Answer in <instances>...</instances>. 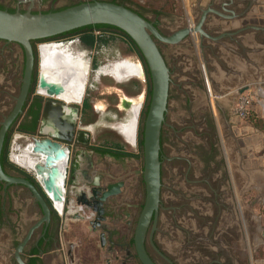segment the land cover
I'll return each instance as SVG.
<instances>
[{
  "label": "flooded vegetation",
  "instance_id": "flooded-vegetation-1",
  "mask_svg": "<svg viewBox=\"0 0 264 264\" xmlns=\"http://www.w3.org/2000/svg\"><path fill=\"white\" fill-rule=\"evenodd\" d=\"M63 1L33 0L31 3L28 0L22 2L9 0L0 1V8L7 11L24 12L29 9L31 12H51L74 5L81 0H69L64 3ZM112 1L132 8L153 24L162 36H169L188 27L192 29L195 24L192 23L191 25L188 21L183 22L182 19L176 17L171 25L165 24L166 22L165 25H162L160 13L156 11L131 7L124 1ZM202 1H198L199 3L195 4L192 11L193 14L200 11V16L205 12L202 25H206L208 24L207 17L210 14H216L213 10L222 9L228 0H208L205 6L201 5ZM213 4L217 5L214 6ZM233 5L237 7L241 4L239 1H235ZM195 16L197 15L195 14ZM164 28L169 29V31L165 32ZM213 28L219 29L220 25L217 26L216 24ZM211 30L212 28L208 26L206 32L204 31L206 35L202 36L199 55L196 53L194 43L188 38L191 37V33H187L181 39L171 43L153 37L169 69L168 96L170 95V87L173 85L182 94L181 100L186 109V113L180 117L179 122L170 123L166 105L160 129L159 200L157 209L153 212L144 235L145 251L155 264H179L175 257L161 247L156 240L155 234L159 233V236L167 242H171L170 232L159 225L162 220L159 219V214L162 212H166L170 217L166 219V223H169V220L173 221L176 229L178 228L183 235L178 249L181 256H184V264H250V260L243 257L240 251L246 244L243 201L246 191V176L251 174V171L249 172L245 167V143L238 127L239 122L243 120L237 114L235 104L236 97L245 90L238 85L241 71L238 68V63L236 61L231 63L226 54L228 50L225 47L226 43H223L225 38L223 36L212 38ZM231 42L233 44L231 46L233 48L232 53L238 56L242 49L239 48L237 41L232 40ZM12 45L16 47L13 48ZM44 46L47 45L40 47ZM132 47L134 46L132 45ZM6 50L12 56V61L20 68L16 70L18 73L13 75L15 84L20 86L24 64L21 51L17 44L0 40V65L5 61L4 51ZM134 51L138 56V64L143 72L145 88L133 103L141 102V110L144 111L150 96H148V89H150L149 73L144 59L139 56L136 49ZM169 58L170 60H168ZM35 59L34 56V67ZM195 62L200 63L199 73L196 71ZM63 67L61 63L60 69L65 75L67 71H63ZM177 71L186 78L175 77L173 73ZM38 79L39 75L36 90L32 93V85L35 80L33 68L25 104L21 113L16 116L6 132L0 153V165L5 174L15 178L27 179L39 192L30 175L21 171H13L2 163V156L11 127L18 123L19 126L33 134L36 131L39 133L43 124L45 127H53L57 122L67 123L70 119H75L74 141L69 144L63 143L69 149L71 148V151L75 147H84L94 141L90 137L94 128L88 129L87 126H92V124L83 123L86 111L92 108L88 98H82L80 106L78 105L80 103L68 105L61 100L39 93ZM241 90L243 91L241 92ZM5 96L6 93L0 91V122L11 112L13 106L10 107V105L15 99L11 95H8L7 98ZM47 99L62 106L51 110L49 116L44 120L41 112ZM133 103L132 101H122L120 105L127 107ZM117 124L124 126L121 123ZM79 129L87 131V144L77 143L75 138ZM28 132L24 133L30 134ZM50 133L46 131V134L49 135ZM171 135L180 143L174 158H170L165 144V139ZM108 157L115 163H120L125 156L108 155ZM172 161L179 163L178 168L174 171L169 168ZM171 172H176L173 178L177 179V184L174 181L171 182ZM178 176L179 178H177ZM118 180L123 181L119 194L108 196L101 206L96 201L89 200L90 205L96 210H103L105 217L101 226L95 225L94 230L89 228L91 231L97 232L99 246L113 255L117 264H141L135 252L133 236L136 219L143 202L141 198H138L136 204H130V199L133 197L131 190L126 187V178L119 177ZM112 182L114 181L110 183ZM41 196L48 207L47 215L27 187L21 184H7L0 180V264H66V254L70 255V252L65 253L63 250L62 226L58 222L52 204H49L42 194ZM173 203L174 205H172ZM133 208L135 211L131 213ZM83 209L88 213L93 212L90 221L94 220L97 211L85 207ZM107 217L111 222V219H114L113 222H115L124 217L121 233L112 224L111 226L104 224ZM127 220H130L131 224H127ZM101 233L104 237L103 243L100 238ZM153 254L158 256L162 263L157 262ZM106 264L111 263L108 260Z\"/></svg>",
  "mask_w": 264,
  "mask_h": 264
},
{
  "label": "rangeland",
  "instance_id": "rangeland-1",
  "mask_svg": "<svg viewBox=\"0 0 264 264\" xmlns=\"http://www.w3.org/2000/svg\"><path fill=\"white\" fill-rule=\"evenodd\" d=\"M0 1L4 2L9 0ZM68 1L69 0H64L63 3ZM87 1L90 0H81L79 2ZM99 1L115 2L112 0ZM118 1H124L131 7L156 11L160 13L162 25H165L167 23L171 25L172 21L176 17L182 19L183 22L188 21V23L191 22L195 24L196 21H199L201 18L200 11H196L195 14L197 16H195L192 11V9L195 8V4L199 3L198 1L200 0ZM213 5L216 6L217 4ZM210 15L207 17L208 24L201 25V29L203 31L207 29V27L209 26V22L215 20L216 18H220L217 14ZM166 28H164L163 30L165 32H168L169 29ZM95 34L98 35V31H96ZM102 35L103 37H106L107 42L103 45L97 43L92 48L84 45L79 40L77 35H70L45 42H38L36 40V42L33 44V50L36 52V59L34 67L35 80L34 84L32 85V93L36 90L37 78L41 71V56L39 46H41L42 44L47 45L48 42L72 40L71 46H61L60 49H52L55 46L51 45L50 49L51 51L56 52L59 58L61 57V62L64 66L62 70L67 71V74L64 75L67 84V92L70 93V95L75 100L77 98V93H79L78 89H83L82 98L86 97L90 100L92 108L86 111L83 123L92 124L93 127L87 126V128H94L92 129V132L90 134L91 139L94 140V144L101 146L102 148H110L132 155L136 154L135 158H132L130 156L123 157L120 163H115L118 165L117 167L110 164L109 171L115 178H126L125 184L127 189L131 190L132 197L136 198L137 196V198H141L143 202L144 183L142 181V175L139 173L135 175L132 171L136 168H138L139 170H142L143 168L141 135L142 123L147 107L143 111L141 110V102H133H135V100H137V97L140 96L141 92L144 91V76L140 78L129 76L127 74L119 75L116 71L117 67L125 63L139 65V61L137 60L138 56L136 55L134 51L135 49H133L134 47H132L130 41L121 32L111 29L105 32L103 31ZM188 38H190L192 41L191 37ZM11 47L14 48L16 46L12 45ZM199 51H201V47L199 48ZM10 56L11 55H9V52L7 50L4 51L5 61L0 65V91H4L6 93L5 98H7L8 95L16 97L19 90V85L15 84V77H13L14 74L18 73L16 72V70H18L19 67L12 61V56ZM79 57L85 58L86 63L79 61L77 64ZM48 59L49 58L46 57V61H48ZM168 60H170V58ZM195 64V68H197L196 71L197 73H199L198 71H200V63L195 62ZM82 65L87 66L88 75L86 74L85 70H81V68L79 67ZM12 67L14 68L10 69ZM119 70L121 72V68ZM86 75L87 79L85 77ZM173 75L175 77H180V79L186 78V76L180 75L178 71L173 73ZM119 77L121 79H119ZM261 89L263 91L262 95H258L253 87L250 88L251 91H246V94L249 93V95L253 99V101H251L248 106L250 114H254L257 118L264 121V114H261L264 110V87H262ZM255 92L257 94L253 95V93ZM181 98H183L182 94L178 92V90L175 89L173 85H171L170 95L167 99V117L170 123L179 122L180 117H183L184 113H186V109L183 106L184 103L182 102ZM237 99L238 96L236 97L235 102H237ZM122 101H132L133 104H129L127 107H121L120 104ZM13 104L14 100L11 102L10 107H12ZM78 105L80 106L81 103ZM134 109L137 110V118L135 123L136 125L134 139L133 143H131L125 138V129L117 123H122L127 119H130V117L132 116V110ZM18 127L19 125L18 123H16L10 129L7 154H9L11 141L15 133H21L26 137H30L29 134L21 132ZM238 127L240 134L244 138L245 146H247L245 148V154L247 156L246 169L257 172L251 173L246 176V191L243 201V223L246 235V244L243 250H241L240 252L243 257L250 260V264H264V125H255V122L253 120L247 118L246 120L240 121ZM33 135L37 136L39 135V133L36 131L35 133H33ZM25 142L26 140L22 138L17 140V143L21 145V148L25 146ZM135 144L136 146H134ZM165 144L170 158H174L177 155L180 143L171 135L169 136V138L165 139ZM85 148L86 146L78 147V150ZM74 153V150L71 151V154L69 153V162L73 160ZM131 159H135V161ZM137 161L139 167H136ZM169 165L171 166L169 168L174 171L178 168L179 163H177L176 161H172ZM7 166L13 171H21L22 173L30 175L35 181L33 173L26 172L24 169L19 168L16 165H14L15 168L9 165ZM67 173L65 178V182L67 181L66 183H68ZM175 174L176 172H171L170 180L171 182L174 181L177 184V179L173 178V175ZM177 178H179V176ZM63 194L64 198L67 199V189H64ZM172 205H174V203ZM84 212L88 214V211L85 210ZM54 213L56 217H58L59 224L62 226L61 241L63 250L65 253H67L68 251L70 252V255L66 254V264H106L107 260H111V264H117L113 255L108 253L106 249H103L99 246L97 232H90L89 229H86V224L88 222L87 220L76 222L74 223V226L70 227V219L67 218L65 220L64 215H58L57 212ZM180 215L183 214L180 213ZM167 218L170 217L166 212L160 213L159 219L162 220L159 225L162 228L166 229V231L170 232L171 240H168H170L171 242H167L165 239L159 236V233L155 234L156 240L159 242L161 247H163L168 253L175 257L179 264H184V256H181L180 250L178 249L179 242L182 239L183 235L181 232H179L178 228L176 229L173 221L169 220V223H166ZM167 225H171V227H168ZM75 239H78L82 244L69 247L68 242L72 241L75 243ZM149 249L150 251H152L150 247ZM153 255L157 262L162 263V260L158 256H156L155 254Z\"/></svg>",
  "mask_w": 264,
  "mask_h": 264
},
{
  "label": "water",
  "instance_id": "water-1",
  "mask_svg": "<svg viewBox=\"0 0 264 264\" xmlns=\"http://www.w3.org/2000/svg\"><path fill=\"white\" fill-rule=\"evenodd\" d=\"M19 1L22 2L26 0ZM28 1L32 3L33 0ZM207 1L208 0H203L201 5L205 6ZM213 12L220 18L222 17L218 11L213 10ZM204 13L205 12L201 15L196 29H190L188 27L183 31L175 32L169 36H162L153 24L148 22L133 9L117 2L90 0L87 2H79L66 8L51 12H31L29 9L24 12H9L7 10L0 9V40L17 44L24 61L20 86L14 99L13 108L9 115L4 117L0 122V153L6 132L16 116L21 113L22 107L25 104L29 93L34 68L33 41L53 37L87 25L105 24L116 27L128 35L140 51L146 63L150 80V96L146 113L144 114L141 135L143 168L137 172L142 175V181L144 183V200L136 219L133 236L135 252L141 264H155L145 251L144 235L149 220L153 212L157 209L159 200V136L166 111L170 81L169 69L165 64L153 37L160 41L171 43L181 39L187 33H192V31L198 30L202 32L201 25L205 18ZM201 34L205 35L203 32ZM220 36H222V34H219L218 37ZM39 88H46L49 94H58L63 90L61 86H56L43 77L41 71L38 79V89ZM246 89L247 87L244 86L243 90ZM243 90H241V92ZM61 106V104L47 99L41 112L42 118L45 120L49 116L51 110L55 109V107L60 108ZM44 125L45 124L42 125L41 130H39V135L37 136L29 134L30 137H26L21 133H15L13 135L8 154V161L11 164L29 172L22 164L17 162L19 151L28 145H34V150H36L37 147L42 148L41 150L44 149L43 153L45 154L46 159L48 158L47 152H51L56 146H63L69 153L68 147L63 143L69 144L74 141L75 119H70L69 122L65 124L66 126L64 129L60 127V130H58L53 126V130L55 132L53 134L50 133L49 135L46 134L47 127ZM20 138L26 140L25 146L22 148L21 145L17 143V140ZM75 139L77 143L87 144V131L85 129H79L76 133ZM0 180L5 181L7 184H21L27 187L32 192L35 199L43 207L45 214H48V207L41 194L27 179L15 178L5 174L0 165ZM35 180L48 198L44 186H42L36 177ZM63 185L65 186V182ZM122 186L123 181L118 180L109 183L104 187L95 186L88 192L83 190L79 191V195L75 196V202L77 205H80L83 208L85 207L87 209H91L95 212L97 211L94 220H89L87 222V225L93 230L95 229V225L101 226V222L105 219V217L103 215V210H96L90 205L89 200H94L99 206H101L104 201H106L108 196L119 194ZM49 200L51 201L53 209L56 211L53 200ZM69 203H71L70 200L65 198L62 211H56L58 215H64L65 220L68 218L70 220L84 221L85 216L80 210H76L71 213ZM126 222L127 224H131L130 220H127ZM100 238L103 243V233L100 234Z\"/></svg>",
  "mask_w": 264,
  "mask_h": 264
},
{
  "label": "crops",
  "instance_id": "crops-1",
  "mask_svg": "<svg viewBox=\"0 0 264 264\" xmlns=\"http://www.w3.org/2000/svg\"><path fill=\"white\" fill-rule=\"evenodd\" d=\"M235 1H239L241 4L237 6L238 8L233 5ZM241 1H243V3H241ZM226 4L227 6L222 7L220 10H216L221 14L222 17L212 20L211 24L209 25V27L212 28V36H210L215 38L218 37L220 33L225 38L223 43H226L225 47H227L228 50L226 54L229 57V61H231V63L236 61V63H238V68L241 70L239 73L240 78L238 85L242 87L246 86L247 89L245 91H251L250 88L253 87L258 94H263L261 88L264 87V0H228ZM198 22L196 21V24H194L192 29L197 28ZM216 24L217 26L220 25L219 29L213 28V26ZM201 31L205 34L202 29ZM202 32L196 30L192 31L191 33V38L198 55L200 54L199 48L201 47L203 36L201 34ZM232 40L237 41L236 43L238 44L239 48L242 49L238 56L232 53ZM261 114H264V110ZM124 131L126 140L133 143L134 133L131 135L126 130ZM134 146H136V144ZM246 147L247 146H245V148ZM103 149L109 150L110 148H102L101 146L94 144L93 141L89 143L85 149L78 150V148L75 147L74 157L70 162L69 153L71 154V148L69 149V163L66 169V173L68 171V183H66L67 181L65 182V189H67L68 199L71 202L69 203V209L71 212H73L78 207L75 202V196L79 191L83 190L88 192L95 186L104 187L111 181L118 180V178L113 177L109 171L110 164L115 165V167L118 165L115 164V162L110 157H108V155L110 156L112 154L103 152ZM130 157L135 158L136 154H131ZM246 158L247 156L245 154V163ZM131 160L135 161V159ZM136 167H139L138 161L136 163ZM245 167H247L246 164ZM138 170L139 169L136 168L132 172L136 175ZM248 171H251V173H257L253 170ZM137 200V196L136 198L133 197L130 199V204H136ZM132 205L129 206L134 207ZM131 211V213H134V208L131 209ZM109 220V217H107V220L104 222V224L110 226L112 224V226L115 227L119 233H121L124 217L118 219L115 222H113L114 219H111L112 222ZM69 222L71 224L70 227H72L74 226V223L79 221L69 220ZM86 229L90 230L87 224ZM80 244L82 243L79 242L78 239H75V243L72 241L68 242L69 247ZM109 261L111 263V260Z\"/></svg>",
  "mask_w": 264,
  "mask_h": 264
},
{
  "label": "bare ground",
  "instance_id": "bare-ground-1",
  "mask_svg": "<svg viewBox=\"0 0 264 264\" xmlns=\"http://www.w3.org/2000/svg\"><path fill=\"white\" fill-rule=\"evenodd\" d=\"M42 45H46V44H42ZM51 45L47 44V46L44 47L39 46V51L41 56V74L43 77H45L54 85L61 86L63 90L58 94H54V93L49 94L46 88H39L38 89L39 93L59 99L68 105L70 103H81L83 89L80 88L78 89L79 93H77V98L75 100L70 95V93L67 92L66 89L67 84L65 81V76L60 69V65L62 62L60 63V58L58 54L50 50ZM54 46L55 47H53L52 49L61 48V46L58 45H54ZM43 51H44V56H43ZM46 57L49 58L48 61H46L45 59ZM81 57H79L77 64L79 61L86 63L85 58H81ZM79 67L81 68V70H85L86 74L88 75L87 66L82 65ZM120 68H121V72L119 70ZM116 71L118 72L119 75L127 74L129 76H135L140 78L143 77V72L141 70V67L140 65L137 64L136 65L132 63L121 64L117 67ZM87 75L85 76L86 79H87ZM119 79L121 78L119 77ZM136 118H137V110L134 109L132 110V116L130 117V119H127L124 123H121L124 125L123 128L131 135L135 133ZM65 124L67 123L57 122V124L53 126L56 129L60 130V127H62L63 129L65 128L66 126ZM88 129H92V128L88 127ZM46 131H49L51 133L55 132L52 126H47ZM41 149L42 148L37 147V149L34 150V145H28L26 148L19 151L17 156V162L22 164L27 171L34 173L37 180H39L42 186H44L48 198L53 200V204L56 211L61 212L65 200L63 194L65 186L63 185V183L65 182V178H66V168L68 165V152L63 146H56L52 149L51 152L46 151L48 157L46 159L45 154L43 153L44 149L43 150ZM76 210H80V207H78L74 211Z\"/></svg>",
  "mask_w": 264,
  "mask_h": 264
},
{
  "label": "trees",
  "instance_id": "trees-1",
  "mask_svg": "<svg viewBox=\"0 0 264 264\" xmlns=\"http://www.w3.org/2000/svg\"><path fill=\"white\" fill-rule=\"evenodd\" d=\"M1 9V8H0ZM9 12H14L13 10H9ZM116 30L121 32L129 41L130 43L134 46V48L136 49V51L138 52L139 56L143 59L140 51L138 50V48L136 47L135 43L130 39V37L128 35H126L124 32H122L121 30L117 29L116 27H113L111 25H105V24H96V25H87V26H83L53 37H49L46 39H41V40H37L38 42H45V41H51L54 39H58L61 37H66V36H70V35H77L79 40L86 46L92 48L94 47L97 43L98 44H105L107 42L106 37H103L102 32L104 31H108V30ZM98 31V35L95 34V32ZM34 42V41H33ZM33 42H32V46H33ZM34 56L36 58V52L34 51ZM150 95V89H148V96ZM248 119L253 120L255 122V125H264V121L262 119L257 118L254 114H249ZM20 131L22 132H28L27 130H25L22 126L18 127ZM30 133V132H28ZM31 134V133H30ZM9 141V140H7ZM141 144V142H140ZM7 146H8V142L6 144L3 156H2V163L5 165H9L15 168L14 165H12L9 161H8V154H7ZM103 152H108L116 157H121V156H131V154L128 153H123L122 151H117V150H108V149H103ZM31 180L37 185V188L39 190V192L46 198V200L48 201L49 204H51V201L45 196V194L43 193V191L41 190V187L38 185V183L36 181H34V179L31 178ZM54 212H56L54 210Z\"/></svg>",
  "mask_w": 264,
  "mask_h": 264
},
{
  "label": "built area",
  "instance_id": "built-area-1",
  "mask_svg": "<svg viewBox=\"0 0 264 264\" xmlns=\"http://www.w3.org/2000/svg\"><path fill=\"white\" fill-rule=\"evenodd\" d=\"M191 25L192 23L189 22ZM47 44H53V45H58V46H71L72 44V40L69 41H54V42H48ZM256 95V93H253V95ZM258 95H262V94H258ZM253 101L252 97L248 94H246V91L243 92L242 94H240L238 96L237 102H236V111L237 114L239 115V117L242 120H246L250 114L249 112V103ZM264 102V100H263ZM264 105V104H263ZM67 169V168H66ZM80 211L82 214H84L85 216V220L89 221L93 215V212H90L88 214H86L84 212V209L80 207Z\"/></svg>",
  "mask_w": 264,
  "mask_h": 264
}]
</instances>
